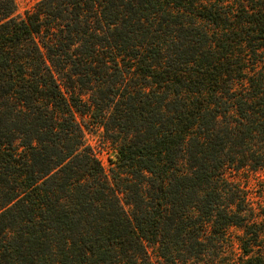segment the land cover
Wrapping results in <instances>:
<instances>
[{"label":"trees","instance_id":"trees-1","mask_svg":"<svg viewBox=\"0 0 264 264\" xmlns=\"http://www.w3.org/2000/svg\"><path fill=\"white\" fill-rule=\"evenodd\" d=\"M259 171L264 0H0V264H264Z\"/></svg>","mask_w":264,"mask_h":264},{"label":"rangeland","instance_id":"rangeland-1","mask_svg":"<svg viewBox=\"0 0 264 264\" xmlns=\"http://www.w3.org/2000/svg\"><path fill=\"white\" fill-rule=\"evenodd\" d=\"M38 1L39 0H14L16 13L23 15L26 11L31 10ZM75 118L77 122L82 124L85 144L90 147L105 171L109 173V169L113 167L111 162L116 160L115 147H113V145L105 138L103 130L98 126L93 125L88 117L75 114ZM124 176L125 175L122 173V177ZM250 178L247 186L251 191V196L256 204L264 206V172L259 171L254 175L251 174ZM242 182H244V178H242ZM259 197H262V199H259ZM125 210L129 211L130 209L125 206ZM241 233V230L237 228H232L229 231V242L234 245L235 250L237 249L238 244L237 236H240ZM229 242L227 240L228 244ZM182 254L184 255V252H182ZM187 264L195 263L189 262Z\"/></svg>","mask_w":264,"mask_h":264}]
</instances>
